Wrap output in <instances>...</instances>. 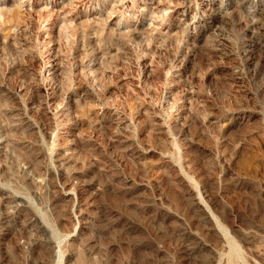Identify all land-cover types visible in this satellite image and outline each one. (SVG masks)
<instances>
[{
	"label": "rangeland",
	"instance_id": "374dc122",
	"mask_svg": "<svg viewBox=\"0 0 264 264\" xmlns=\"http://www.w3.org/2000/svg\"><path fill=\"white\" fill-rule=\"evenodd\" d=\"M0 264H264V0H0Z\"/></svg>",
	"mask_w": 264,
	"mask_h": 264
}]
</instances>
